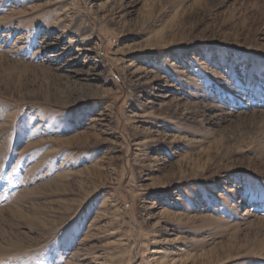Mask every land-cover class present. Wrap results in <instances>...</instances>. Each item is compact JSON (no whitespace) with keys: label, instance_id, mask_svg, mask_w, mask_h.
<instances>
[{"label":"rangeland","instance_id":"374dc122","mask_svg":"<svg viewBox=\"0 0 264 264\" xmlns=\"http://www.w3.org/2000/svg\"><path fill=\"white\" fill-rule=\"evenodd\" d=\"M0 264H264V0H0Z\"/></svg>","mask_w":264,"mask_h":264},{"label":"bare ground","instance_id":"6f19581e","mask_svg":"<svg viewBox=\"0 0 264 264\" xmlns=\"http://www.w3.org/2000/svg\"><path fill=\"white\" fill-rule=\"evenodd\" d=\"M229 139V138H228Z\"/></svg>","mask_w":264,"mask_h":264}]
</instances>
